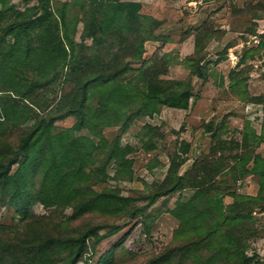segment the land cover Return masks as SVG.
I'll use <instances>...</instances> for the list:
<instances>
[{
  "label": "trees",
  "instance_id": "1",
  "mask_svg": "<svg viewBox=\"0 0 264 264\" xmlns=\"http://www.w3.org/2000/svg\"><path fill=\"white\" fill-rule=\"evenodd\" d=\"M37 1L20 9L10 0H0V185L15 197L11 203L19 211L28 205L25 182L34 166L40 183L37 200L47 207H69L81 201L82 212L125 213L135 218L159 197L196 189L189 201L173 211L180 222L177 246L142 264H264L255 252L249 253L252 240L264 230L254 214L264 212V157L259 153L247 156L246 162L253 160L252 168L245 166L238 173L234 165L227 171L232 172L234 181L246 174L259 177L256 195L238 194L231 186L218 188L213 178L222 170L211 166L207 155L185 174H180L183 162L172 158L167 187L144 197L146 204L136 208L130 197L112 189L100 193L85 189L88 184L132 176L129 155L133 148L123 145L122 134L109 139L105 130L117 127L123 133L137 117H151L165 106L188 109L192 78L165 79L166 56L144 57L145 44L161 39L158 30L164 21L142 14L138 1L77 3L92 15L81 42L75 39L76 26L72 29L68 16L70 2L55 8L51 0ZM248 7L258 10L252 15L254 21L264 19V0ZM208 24L206 19L195 28L194 51L185 58L191 74L199 78L207 77L206 45L202 42L212 36ZM253 25L249 31L260 40L246 50L239 65L264 50V33L257 35L258 25ZM243 72L230 71V89L239 100L264 105V96H250L245 89L247 79L239 77ZM223 81L224 77L221 85ZM71 116L77 118L73 126L57 125ZM83 130L91 135L82 134ZM207 131L212 132V127ZM14 135L18 137L15 147L10 141ZM253 136L264 143V126L261 134L253 131ZM16 164L18 170L12 174ZM111 164L117 167L113 174L108 173ZM227 195L234 198L230 204L224 203ZM95 237L96 231L87 230L77 238L54 243L55 252L64 243L67 256L62 261L42 248L32 264H77L89 239Z\"/></svg>",
  "mask_w": 264,
  "mask_h": 264
},
{
  "label": "rangeland",
  "instance_id": "2",
  "mask_svg": "<svg viewBox=\"0 0 264 264\" xmlns=\"http://www.w3.org/2000/svg\"><path fill=\"white\" fill-rule=\"evenodd\" d=\"M122 1H138L142 4V14L164 21L158 30L161 39L145 44L144 57L153 60L166 56L167 74L163 77L174 80L191 77L193 96L188 109L165 106L151 117H137L123 133L117 127L106 129L109 139L122 134L123 145L133 148L134 152L129 155L133 159L132 176L121 180L110 178L99 185L88 184L85 189L91 187L98 193L112 189L130 197L132 207L136 208L146 204L144 197L153 196L167 187L165 179L172 158L183 162L180 174H185L197 160L207 155L210 165L222 170L213 178L218 188L231 186V190L238 194L256 195L259 177L246 174L234 181L232 172L227 174V171L234 165L238 166L235 170L238 173L245 166L252 168L253 160L246 162L247 156L254 157L259 153L264 157V143L260 144V139L256 142L253 136V131L262 133L264 105L239 100L229 86L230 71L242 69L244 72L239 77L247 79L245 89L250 96H264V50L253 57L250 55L244 64L239 65L246 50L260 40L249 31L255 27L253 24L258 25L257 35L264 33L261 32V23L252 19L258 10L251 11L248 7L257 0ZM64 2L71 4L68 16L73 23L72 29L76 26L75 39L81 42L85 23L92 15L77 5L82 0H51L55 8H60ZM85 2L91 5V0ZM10 3L25 9L26 5L33 6L38 1L10 0ZM204 19H209L212 36L202 42L206 45L207 77L199 78L191 74L185 58L194 51L193 34ZM188 34L190 36L186 37ZM91 41L87 40L88 43ZM223 77L224 85H221ZM76 122L77 118L71 116L58 121L57 125L68 128ZM208 126L212 127V132L207 131ZM81 133L91 135L87 130ZM10 141L15 147L17 135ZM147 146H150L149 150ZM18 167V164L14 165L12 174ZM116 169L111 164L108 173L113 174ZM224 180L227 183L223 184ZM25 184L29 190L26 194L28 205L23 211L11 203L15 197L12 198L9 190L0 185V264H32L42 248L54 254L57 261H62L67 256L64 243L56 252L54 243L77 238L87 230L96 231L97 237L89 239L77 264L145 263L177 246L175 234L180 222L173 211L196 192V189L187 188L168 193L131 218L125 213L82 212L81 201L69 207L45 206L37 200L40 183L36 166L29 170ZM233 201L229 195L224 198L225 204ZM254 214L264 228V212ZM251 248L249 253L255 252L264 259V230L261 237L252 240Z\"/></svg>",
  "mask_w": 264,
  "mask_h": 264
},
{
  "label": "crops",
  "instance_id": "3",
  "mask_svg": "<svg viewBox=\"0 0 264 264\" xmlns=\"http://www.w3.org/2000/svg\"><path fill=\"white\" fill-rule=\"evenodd\" d=\"M204 20H202V21H204ZM259 22L261 23V32H264V19L259 20ZM193 48H194V46H193Z\"/></svg>",
  "mask_w": 264,
  "mask_h": 264
}]
</instances>
